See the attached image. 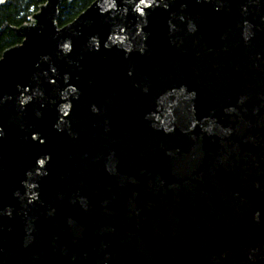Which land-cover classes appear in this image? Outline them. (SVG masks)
Here are the masks:
<instances>
[{"label":"water","instance_id":"95a60500","mask_svg":"<svg viewBox=\"0 0 264 264\" xmlns=\"http://www.w3.org/2000/svg\"><path fill=\"white\" fill-rule=\"evenodd\" d=\"M43 1L0 57V264H264V0Z\"/></svg>","mask_w":264,"mask_h":264},{"label":"trees","instance_id":"16d2710c","mask_svg":"<svg viewBox=\"0 0 264 264\" xmlns=\"http://www.w3.org/2000/svg\"><path fill=\"white\" fill-rule=\"evenodd\" d=\"M94 0H63L59 5L57 23L63 26L75 19ZM43 0H6L0 4V57L5 49L22 41L13 27L31 21Z\"/></svg>","mask_w":264,"mask_h":264}]
</instances>
